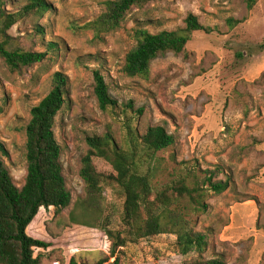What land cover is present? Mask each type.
<instances>
[{
    "label": "rangeland",
    "instance_id": "rangeland-1",
    "mask_svg": "<svg viewBox=\"0 0 264 264\" xmlns=\"http://www.w3.org/2000/svg\"><path fill=\"white\" fill-rule=\"evenodd\" d=\"M30 1L0 0V12H19ZM43 1L49 6L46 12L30 13L8 34L20 49L45 53V59L10 71L0 58V142L18 188L26 176L30 110L48 94L54 73L66 77L54 135L71 204L56 216L53 208L41 210L29 226V236L52 239L54 245L35 250L34 257L39 256L40 264H69L71 259L94 264L108 255L110 242L102 230L69 220L75 203L85 196L79 171L89 150L86 139L105 137L131 152L147 128L161 126L174 144L142 169L153 170L155 193L183 178L196 189L194 202L179 204L187 210L190 226L207 236V248L200 255L180 256L174 236L160 235L121 249L118 264H195L215 258L226 264H264V0L251 9L248 0H153L133 8L115 31L98 34L88 26L108 0ZM188 14L211 32H194L181 53L157 57L147 79L123 74L136 29L151 34L177 30ZM229 20L241 22L231 27ZM94 72L103 77L116 107L99 108ZM92 164L100 174L115 175L100 158ZM210 173L212 182L227 183L221 194L209 190ZM102 187L94 210L97 222L123 229V197L111 183ZM196 202L206 210L193 211ZM75 213L81 217L79 210Z\"/></svg>",
    "mask_w": 264,
    "mask_h": 264
},
{
    "label": "trees",
    "instance_id": "trees-1",
    "mask_svg": "<svg viewBox=\"0 0 264 264\" xmlns=\"http://www.w3.org/2000/svg\"><path fill=\"white\" fill-rule=\"evenodd\" d=\"M152 1H105L102 14L88 27L96 34L115 31L133 8H141ZM256 2L257 0H248V8L251 9ZM48 9L49 6L43 0H31L19 12H0V58L10 71H20L45 59V53L20 49L8 31L30 13L43 14ZM240 22L229 20L228 24L233 27ZM199 31L211 32L193 14H188L184 27L177 30L151 34L146 30L136 29V44L125 56L123 74L129 78L147 79L150 66L157 57L166 53H181L192 34ZM37 32L40 33L39 30ZM93 78L94 95L99 108L105 110L107 107H116L117 102L109 96L103 77L94 72ZM65 86L66 77L61 73H54L48 94L30 110V118L25 127L26 176L20 188L14 184L4 162L7 151L0 142V264H40L39 256L34 257V251L48 249L51 244L29 236V226L41 210L53 208L56 216L71 204V193L66 187L60 162L61 149L54 135L55 118L65 103ZM86 142L89 150L80 161L79 171L85 196L77 200L69 213V220L77 226L102 230L110 242L108 255L94 264H118L121 249L129 244L150 241L160 235L174 236V247L180 256L192 252L200 255L206 251L207 236L190 226L187 210L179 204L185 200L194 202L196 189L189 187L183 178L173 186L155 193L152 185L153 170L142 169L145 162L154 163L157 153L174 144L173 136L161 126L149 127L138 136V145L131 152L113 146L105 137H88ZM93 158L108 162L115 175L96 172L92 164ZM212 177L213 173H210L206 180L209 190L214 194H221L227 189V183L212 182ZM104 182L111 183L123 197V229H111L109 221L105 225L102 221L100 225L97 222L94 210L101 201ZM195 204L197 207L193 211L206 210L203 203ZM76 209L80 212V218L75 213ZM110 259L113 261L108 263ZM69 264L76 263L71 259ZM195 264L226 263L215 258L197 261Z\"/></svg>",
    "mask_w": 264,
    "mask_h": 264
},
{
    "label": "crops",
    "instance_id": "crops-1",
    "mask_svg": "<svg viewBox=\"0 0 264 264\" xmlns=\"http://www.w3.org/2000/svg\"><path fill=\"white\" fill-rule=\"evenodd\" d=\"M72 226H73V225H72ZM74 226H77V225H74ZM80 227H82V226H80ZM84 228H85V227H84ZM86 229H89V228H86ZM45 242H48V243L51 242L52 245H53V240H52V239H51L50 241H45ZM52 245H51V246H52ZM53 246H54V245H53ZM52 248H54V247H52Z\"/></svg>",
    "mask_w": 264,
    "mask_h": 264
}]
</instances>
